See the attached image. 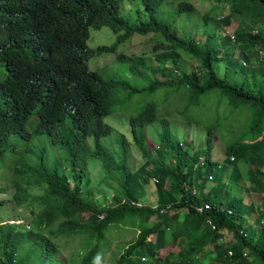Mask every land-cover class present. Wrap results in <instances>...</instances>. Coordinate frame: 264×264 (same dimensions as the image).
Masks as SVG:
<instances>
[{"label": "trees", "instance_id": "16d2710c", "mask_svg": "<svg viewBox=\"0 0 264 264\" xmlns=\"http://www.w3.org/2000/svg\"><path fill=\"white\" fill-rule=\"evenodd\" d=\"M220 1L226 3L228 12L219 13L213 25L208 24L209 16L204 12L202 25L204 29L209 25L210 30L203 29L205 38L198 40L178 32L171 22L155 14L164 9L166 0H139L146 18L139 16L138 8L133 18L124 15L122 0H0V163L7 154L16 153L18 143L23 144L19 149L22 154H31L32 161L27 157L14 160L12 198L16 204L32 199L39 205L35 212L29 209L26 224L0 231V264H35L37 250L42 253V264H53L50 259L58 250L43 233L52 223L59 235L81 233L95 239L78 264H92V256L100 254L97 244L110 225L137 230L112 258L115 264H264V228L253 231L244 217L245 213L250 215L257 224L264 217V197L260 195L264 190V0ZM173 7L174 12L193 9L183 1ZM232 17L238 18L239 25L230 34L218 31L219 37L213 38L215 25H227ZM102 26L114 34L113 42L88 47L89 28ZM150 32L155 38L151 55L115 56L129 64L131 73L136 66L148 69V80L142 87L88 68L93 55L114 52L133 33ZM185 58L195 61L188 70ZM213 63H222L220 75ZM119 87L131 93L183 89L177 92L184 102L183 113L198 107L202 97L217 96L226 106L227 122L218 134L213 125L199 127L202 137L195 135L203 140V146L196 144L188 154L191 143L177 141L170 132L167 119L172 109L161 111L158 101H147L127 117L129 139L122 133L117 135L119 158L115 160L100 137L112 129L103 118L110 113ZM212 108L218 112L216 105ZM206 109L212 111L211 107ZM232 115L241 123L243 133L239 139L224 141L222 162L230 172L221 180L223 170L216 169L218 163L211 159L210 149L216 137L225 136ZM154 121L160 125L157 138H147L146 125ZM34 140L46 141L63 159L47 155V145L34 144ZM125 140L147 161L155 162L152 170L141 164L129 171ZM156 140L159 155L153 157L147 141ZM162 156L173 159V164L163 163ZM95 164L102 182L112 190L111 204L101 195L94 198L88 186V171ZM149 176L155 179L157 190L153 208L131 202L141 193L140 182ZM208 177L214 183L204 191ZM166 178L169 184L163 189ZM246 183L260 198L255 216L253 203L245 201ZM36 185L40 193L30 195L29 190ZM180 211L182 219H178ZM222 230L224 240L219 241ZM167 245H175L177 250L159 253ZM25 248L28 251L22 253ZM207 252L211 257L204 256ZM30 253L33 258H29ZM56 264L66 262L58 260Z\"/></svg>", "mask_w": 264, "mask_h": 264}, {"label": "rangeland", "instance_id": "374dc122", "mask_svg": "<svg viewBox=\"0 0 264 264\" xmlns=\"http://www.w3.org/2000/svg\"><path fill=\"white\" fill-rule=\"evenodd\" d=\"M167 3L163 10H159L155 12L158 17H161L169 22L178 32L184 33L185 35H189L193 39L203 40L205 35L203 32L204 25H202L201 15L204 12L208 13L209 22L208 24H215L214 21L216 17L221 13L222 15L228 12L227 5L225 2L220 0H166ZM179 1L187 2L192 4L193 9L188 12H174L173 6ZM223 2V3H222ZM121 12L124 15H129L132 18L134 14L136 15L135 9L138 8L140 11L138 14L141 18H146L145 12L142 10L141 5L139 4V0H122L121 2ZM239 25L238 18L232 17L230 19V23L225 25L222 23H217L215 25V29H212L213 38L217 39L219 37L218 31H223L222 34H230L232 30ZM264 27V26H262ZM219 29V30H217ZM210 30V26H206L204 31L208 32ZM202 31V32H201ZM264 31V30H263ZM211 32V33H212ZM153 33L146 34H138L133 33L128 39L119 43L114 52H102L100 54H95L87 62V66L90 70H95L102 76H111L118 75L123 78L129 85L140 88L142 85L146 84L148 80V69L146 67L136 66L133 67L132 70L135 73H131L128 71L129 64L125 62H120L115 59L117 53H123L126 55H136L142 54L144 57H148L151 55L153 50H155L154 43L155 38L152 35ZM157 36V35H156ZM114 40V34L110 31L107 26H102L98 29L89 28V36L86 40L88 47L94 48L97 45H109ZM236 51V50H235ZM234 51V52H235ZM186 64H184L185 69L188 70L194 66L195 61L188 60L185 58ZM168 62L166 61V64ZM148 64V63H147ZM146 64V65H147ZM214 64V67L218 73L221 74L222 63ZM131 71V70H130ZM157 75V73H156ZM160 78L159 75H157ZM161 79L163 77L161 76ZM183 89H170L165 88L159 91H138V92H129L128 89L119 87L115 95L113 97V102L111 104L110 113L103 118V121L109 124L112 129L111 131L100 137V142L110 150L111 154L117 160L119 158V153L117 152L118 147V137L117 135L124 134L127 139H129V128L127 124V117L131 114H135L141 106L147 101L157 102V107L161 109V111H165L164 109H172V112L168 114V126L171 134L175 137L177 141L190 142L191 145L187 146L188 154H190L196 147V144H202L203 140L197 139V134L199 137H202L201 131L199 127H205L207 125H213V131L218 134L220 130L223 129L226 124V106L224 103L217 101L216 97H209L203 95L200 105L198 107L191 108L189 112H181L183 100L178 99V91L182 92ZM214 93V92H211ZM207 94V93H206ZM175 102V103H171ZM209 105V106H208ZM217 106L218 112L216 113L212 106ZM206 107H211L212 111H208ZM184 108V106H183ZM179 110V112H178ZM192 113V115H191ZM219 114V115H218ZM197 119V120H196ZM189 121V122H188ZM193 122H196L193 124ZM228 126V124H227ZM226 126V127H227ZM159 123L157 121L151 122L146 125V133L147 138L150 135L153 138H157V133L159 131ZM239 128V129H238ZM224 130L225 136L221 139L220 137H216L212 148L210 149L211 159L218 163L217 170L222 169L223 172L221 176V180L227 178L230 172V167L225 164L223 161V145L226 140H235L239 139L241 134L243 133L241 123L237 124L236 115H232L231 122L229 126ZM197 131V132H196ZM152 140V139H148ZM193 141V142H191ZM42 142V143H41ZM37 141L34 140L32 143L34 144H44L47 145L46 141ZM126 146V155H125V163L129 168V171H134L137 167L143 164L145 169L152 170L155 166V162L149 159L147 161L140 153V151L131 143L129 140H125ZM148 142V143H147ZM147 145L150 150L148 152L151 156L155 157L158 153H156L155 147L157 144V140L150 143L147 141ZM87 145L89 147L92 146L91 140L87 141ZM184 145V144H183ZM189 145V144H187ZM23 146L22 143H18L15 154H7V158L4 157L3 161L0 163V231H5L11 227L26 224L28 217L31 216L29 209L32 212L38 210L39 205L36 200L27 199L26 204H16L14 199L12 198V192L14 190L12 183L10 181V176L12 175L11 166L14 167V160H24L25 157L28 158L29 161H32L31 154H22L21 149ZM92 148V147H91ZM47 155L53 157L52 155L57 156V159H63L62 153L54 149L53 147H49L47 145ZM159 155V154H158ZM188 157L187 154L184 155ZM172 157V156H171ZM160 160V158H158ZM230 159V158H229ZM145 160L147 161V165H145ZM163 163H171L173 164V159L161 157ZM203 160V156L199 157V162ZM18 166V164H16ZM222 167V168H221ZM7 168V170H5ZM65 170L67 168H64ZM62 169H59L61 171ZM99 166L97 164L93 165L87 175L88 186L92 189V194L94 198H97L101 195V198H104L105 203L111 204V195L112 190L109 186H107L104 182H102L101 177L102 174L99 173ZM99 180V183L97 182ZM155 179L152 176H149L146 182H140L141 193H139L136 198L131 200L132 203L136 205H149L152 208L156 203L157 190L155 187ZM204 191L209 188V186L214 183V180L209 177L204 182ZM169 184V180L166 178L163 182L162 188H167ZM111 185H115L114 181H111ZM247 187V188H246ZM250 187L249 183H246L245 188L248 190ZM30 195H36L40 193L41 188L36 185L35 188L29 190ZM251 190H248V193L245 195V201H250L254 205L253 215L260 210V198L258 193H252ZM220 193L217 194L219 196ZM104 202V201H103ZM30 204V206L28 205ZM264 212V211H263ZM184 213L181 211L178 214V219L183 218ZM244 217L248 223V225L252 228L253 231L258 232L259 229L264 228V217L261 220L260 224L253 222L252 218L248 214H244ZM188 219L185 220L187 222ZM27 227V225H25ZM113 225H110L105 232V236L101 239V242L98 243L97 252L100 254L92 256V264H115L112 261L114 257H117V254L121 252V249L125 247L127 242H129L132 238H134L137 230L134 228L124 229L126 226H118L117 228L123 227L125 231H118L117 228H112ZM223 231V230H222ZM49 232V233H48ZM47 234L51 238V242L54 243L57 247L56 257H51V262L56 264L58 259L60 261L66 262V264H78L77 260L80 258L81 254L88 248L87 245L95 243V239H88L86 235L81 233L70 234L67 236L59 235L58 232H55L54 223L47 226V231L43 232ZM1 237V236H0ZM148 239V237H147ZM149 239H153L152 236H149ZM0 245H2V241H0ZM177 247L175 245H167L159 250V253L165 254L167 251L175 252ZM28 249H21V252H27ZM207 252L204 256L206 258L211 257ZM29 258H33V255L30 253ZM26 256V257H28ZM1 258V255H0ZM36 260L35 264H42V253L38 250L36 252ZM32 260V259H31Z\"/></svg>", "mask_w": 264, "mask_h": 264}, {"label": "built area", "instance_id": "2783aa9c", "mask_svg": "<svg viewBox=\"0 0 264 264\" xmlns=\"http://www.w3.org/2000/svg\"><path fill=\"white\" fill-rule=\"evenodd\" d=\"M260 195H261V197H264V190H262L261 192H260ZM208 207V205L207 204H204V208H207ZM201 209L200 208H197V211H200ZM211 228H213V226L211 225ZM224 231H222V235H220V236H218V240L219 241H223L224 240ZM228 253H230V252H228Z\"/></svg>", "mask_w": 264, "mask_h": 264}, {"label": "clouds", "instance_id": "9594fccd", "mask_svg": "<svg viewBox=\"0 0 264 264\" xmlns=\"http://www.w3.org/2000/svg\"><path fill=\"white\" fill-rule=\"evenodd\" d=\"M90 59V58H89ZM56 257V256H55ZM57 258V257H56ZM58 260H60V259H58Z\"/></svg>", "mask_w": 264, "mask_h": 264}]
</instances>
